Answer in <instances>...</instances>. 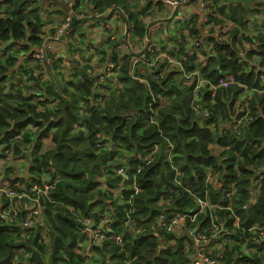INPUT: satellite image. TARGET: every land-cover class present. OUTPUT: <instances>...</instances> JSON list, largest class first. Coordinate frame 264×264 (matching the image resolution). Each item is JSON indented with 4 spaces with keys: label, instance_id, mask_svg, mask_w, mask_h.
Masks as SVG:
<instances>
[{
    "label": "trees",
    "instance_id": "1",
    "mask_svg": "<svg viewBox=\"0 0 264 264\" xmlns=\"http://www.w3.org/2000/svg\"><path fill=\"white\" fill-rule=\"evenodd\" d=\"M219 1L212 0L221 16L219 19L214 18V21L220 22V19L227 18L242 28L247 27V17L251 10L247 8L246 0H237L228 8L218 7ZM126 2L75 0L73 10L75 12L81 6L85 8L91 5L95 10L103 12L113 4H124V9L128 11ZM43 15V5L39 4V0H0V145L15 140L14 153L22 155L29 152L32 157V174L29 177L15 176L7 186L14 188L19 183L29 187L34 182H39L43 173L50 174L51 179L60 177L52 196L54 202H46L44 210L50 251L47 253L44 244H40L41 232L36 228L30 231L25 241H18L20 229L3 225L0 220V264H13L15 257L20 259L19 264H122L129 259H133V264L190 263V250H185L186 245L191 246L192 242L188 228L171 234L147 232L136 238L125 233L122 246L109 241L108 248L93 246L91 256H85L84 251L77 252L81 236L72 210L98 216L96 213H101L113 196L111 189L120 187L122 199L134 194L128 185H122L124 182L114 177L115 166L109 163L116 152L105 149V153H98L95 135L99 131L111 136L126 152L143 148L149 154L157 149L155 163L137 178L140 191L133 196V216L137 222L152 221L162 211L167 196L172 198V205L178 211L186 210V206L193 208L195 200L190 193L180 189L174 180V171L165 159L166 141L159 129L156 126L145 128L150 113L147 111L148 102L151 98L146 84L134 80L130 75L131 56L125 55L119 60L116 54H112L115 64L122 62L119 80L123 84V90L115 91L112 99H108L103 107L91 109L86 115H82L78 103L85 101L90 105L88 98L95 92L97 77L89 73L88 66L73 72L75 80H67V85L64 86L55 83L50 75V67L62 61L53 54H49L50 66H37L36 71L41 70L38 77L35 76L36 71L26 66L17 67L21 56L25 58V62H31L29 65L34 64L33 54L42 47L44 41ZM131 19L136 20L133 14ZM194 20L192 18L191 22ZM79 21L76 16L74 32L81 31ZM184 29H189L191 34L197 33L196 25L190 27L188 24L181 32ZM238 34L235 31L232 42L228 44L209 39V43H215L217 55L208 58L203 72L213 81L225 73H233L240 81L259 87L262 72L250 70L238 75L242 69L236 51ZM259 41L264 49V36ZM107 43L112 41L108 38ZM103 57L106 60L107 54ZM72 65L75 70L77 65L75 66V62ZM25 75L34 85H25ZM15 77L18 80L13 82ZM178 81L180 82L178 78L168 77L160 84H151L155 92L175 94L172 102L160 109V128L162 134L175 144L176 167L188 175L183 178V183L199 193L200 183H204L206 178L205 166L215 161L208 149L212 132L195 122L190 107V95L181 90ZM40 92L46 100L36 102L35 98ZM53 103L54 107L47 106ZM256 106L262 114L246 127L242 137L235 138L229 133L220 140L221 145L231 148L220 153L228 176L225 184L221 181L219 183L221 187L230 188V184L237 187V194L231 201L232 208L239 215L244 228L264 222V180L257 201L245 205L252 196L248 189L252 183L248 177L254 174L247 165L253 164L258 169L264 162V150L255 147L264 140V94L255 97L253 107ZM223 108L228 109L226 105ZM132 109L145 110L144 116L129 122L123 114ZM77 127H84L85 130ZM50 135L53 147L42 152V140ZM237 150H244L240 155L244 159L240 167V178L236 177ZM104 175L108 176L106 185L101 180ZM178 181L181 182L182 179ZM228 203V200H222L219 211L227 230L224 235V239L228 241L224 264H264V241L256 242L249 237L250 234H242L241 230L244 228L236 230L234 215L225 210ZM117 210V216L123 218L122 207L117 206ZM189 225L191 221L188 218L187 227ZM170 240H174L176 244L163 247L162 241ZM229 242H233V245H229ZM257 245V252L250 256L249 251Z\"/></svg>",
    "mask_w": 264,
    "mask_h": 264
},
{
    "label": "built area",
    "instance_id": "2",
    "mask_svg": "<svg viewBox=\"0 0 264 264\" xmlns=\"http://www.w3.org/2000/svg\"><path fill=\"white\" fill-rule=\"evenodd\" d=\"M61 1L65 3L69 12L65 14L59 25L43 30V45L34 52V64L30 65V69L36 71L38 65L41 68L51 65L49 54H56V46L74 33V18L76 16L78 20L89 19L84 23L87 27H96L92 24L98 21L101 30H111L113 28L106 17H113L118 20L119 25L123 26L124 32L122 31L123 35L118 41L113 35L109 34V39L113 42L109 51L123 52L125 55L132 57L130 75L134 80L146 84L151 98L148 102L147 111L150 113L145 128L156 126L159 129V133L166 141L165 159L174 171V180L179 184L180 189L190 193L195 200V211H192L193 209L178 211L172 205V198L167 196L164 200L165 206L152 221L142 220L137 222L133 216V196L140 191L137 178L144 170L155 163L157 149L149 154L143 148L132 152H126L124 149L125 162L113 168L115 177H118L120 181L124 182L123 184L128 185L134 192L129 198L118 203V206L123 209L124 217L119 218L117 207L112 206L109 207L112 210L111 215H101L98 212L96 213L98 216H94V214L85 215L72 210L77 221V230L81 236L77 252L84 251L85 256H91L93 246L108 248L107 243L109 241L122 246L125 233H129L136 238L145 235L147 232L171 234L180 229L188 228V233L192 237L191 246L188 248L191 254L190 263L188 264H224L227 244L224 235L227 230L224 220L218 215V211L222 208L220 207L222 206L220 205L222 200H228L229 202L225 206V210L234 215L236 230L244 227L241 225L239 215L232 208L231 201L237 194V187L234 184H230V188L221 187L219 183L221 181L225 184L228 174L224 168L222 155L213 153L214 144H219L223 151L230 149V146H223L220 143L224 135L230 133L235 138L242 137L246 127L262 114L257 106L253 107V102L257 95L264 94V77L259 87H257L240 81L238 76L233 73H225L213 81L203 72L208 58L217 55L214 48L215 43H211L212 45L209 46V39L213 38L215 42L226 44L231 43L233 40V28L227 30L214 24V18L217 16V6L213 5L212 0H141L144 2L142 5H145V7L148 5H151V8L162 7L165 11L161 15H157L150 9L135 14L133 8L126 11L115 4L103 12H99L91 6L90 16L85 15L84 12L75 14L73 10L75 0ZM226 1L220 0L218 7L225 6ZM190 3L196 7L197 17L195 18L197 19L193 22H191L193 15L183 17L179 13L182 6ZM132 14L136 20L131 19ZM258 19H261L259 24L263 25L258 33L264 36V16H259ZM177 23H181L180 27L188 24L190 27L196 25L197 33L195 32L191 36L189 29L184 30L185 38L182 41L181 34L174 35L171 32ZM166 33L167 35H165ZM182 42H184V46L181 44ZM259 42L258 39L252 37L240 46L237 45V42L236 51L239 63L244 61L251 63L253 68L250 70H254L256 73L262 72L264 76V53L260 50ZM93 47L99 49L97 45H93ZM86 52L89 54L90 50L87 49ZM196 58L197 60H195ZM121 63L119 61L118 64H109L103 74L96 75L95 92L88 98L90 105L85 101L78 103L82 113H90L91 109L103 107L108 99H112L115 91L122 90L123 84L119 80ZM242 72L244 71L241 69L238 75ZM40 75L41 70H37L35 76ZM168 77L180 80L178 85L181 90L187 91L190 95V107L195 122L200 127L208 128L212 132V140L208 144V149L215 161L205 166L206 178L204 183H200L199 193H195L191 187L183 183V178L188 177V175L176 167L174 163L177 156L175 144L162 134L160 128V109L172 102L175 94L155 92L151 83L160 84ZM45 100L46 98L41 92L35 98L36 102ZM232 104L233 108L231 110L230 106ZM223 105H226L228 109H224ZM47 106L52 108L55 105L53 103L47 104ZM144 111L132 109L127 110L123 115L129 122H133L142 118ZM122 112L123 110L120 111V113ZM220 127L222 130L218 131ZM80 129L84 130V128ZM95 138L96 148L99 151L107 146L109 149L106 150L112 152L121 150L120 144L111 136H106L103 131L97 132ZM14 146L15 140L0 145V161L13 157ZM255 147L264 150V140ZM243 151H235L237 155V178L241 177L240 167L244 159L240 155ZM247 167L254 173L251 180V176L248 177V180L252 183L251 191L249 190L252 196L245 204L248 206L256 202L259 196L260 187L264 180V162L258 169L253 164H249ZM178 179H182V181L179 182ZM59 180L60 177L51 179L50 174L43 173L38 180L39 182H34L29 187L21 186L19 183L14 188L7 185L0 186V220L3 225L20 229L18 241H25L29 237L30 231L36 228L41 232L40 244L45 243L46 236L49 244L48 228L44 220L45 203L54 202L52 196L56 191ZM217 198L218 201H215ZM188 218L191 225L187 227ZM117 222H120V225H117ZM242 232L243 234H250L249 237H252L256 242L259 240L264 241V222L255 223L244 228ZM175 244L174 240L162 241L163 247L174 246ZM122 264H133V259L124 260Z\"/></svg>",
    "mask_w": 264,
    "mask_h": 264
},
{
    "label": "rangeland",
    "instance_id": "3",
    "mask_svg": "<svg viewBox=\"0 0 264 264\" xmlns=\"http://www.w3.org/2000/svg\"><path fill=\"white\" fill-rule=\"evenodd\" d=\"M57 1V0H56ZM54 1V2H56ZM127 1V0H125ZM125 1H121L122 3ZM260 1H264V0H246V5L248 6V9L251 10V12L248 13V15H256L258 14L259 11H256V9L259 10V8L256 7V5L261 6V2ZM43 5V11H44V17L45 20L47 22L45 28H52L54 27L56 24H60L61 23V19L60 16L62 15L60 12V8L59 5H57L56 3H48V0H39V4ZM119 4V3H116ZM142 4H144V2L142 1H138V4L134 7L135 10L137 11H143V10H152L155 13L161 14L163 13L165 10L162 7H158V8H142L141 6H143ZM120 9H124V4L122 5H117ZM187 7H192L193 9L195 8V5L190 3L187 4L185 6H182L180 9V12L184 13L185 9ZM90 8L86 9V8H78L77 11H75V14H81L84 12L85 15L90 16L91 12L89 11ZM119 10V9H118ZM125 10V9H124ZM129 10V9H128ZM216 17L218 18L220 16L219 12L216 10ZM53 16H58L54 19H51ZM65 17V15L63 16ZM107 20L109 21H113V22H118V20L114 19L113 17H106ZM219 19V18H218ZM89 19H81L79 21V25L81 27V31L78 32H74L72 33L70 36H68V38H66L64 40L63 43L59 44L56 46V50H57V57L58 58H62L63 57V62L58 63L55 66L50 67V75L53 78V80H55V82L60 85V86H64L67 85V80H75L74 75L72 74L73 72H78L80 68L88 66L89 69V73L92 75H97L99 72H101V70L104 68V66L107 64V62L105 61V58L103 57V55L107 54L109 57L112 58V53L109 50V48L112 46L113 43H107V40L109 38V33L111 30H99V34H96L95 32H97V30H94V32L92 34L86 33V29L87 26L84 24L86 23V21ZM92 20V19H91ZM261 19H259L260 21ZM215 25H219L224 27L225 29H229V28H233V24L231 23V21L227 18H223L220 19V22H216L214 21ZM179 26H181V23L177 24V28H179ZM90 28H94V27H90ZM180 33V32H179ZM81 34H83V36H81ZM181 34V33H180ZM193 35V34H191ZM115 39L118 41L122 36H121V32L119 31V29L116 30V32L114 33ZM249 38H251L250 36L244 35L242 38H240V44H243L245 42L249 41ZM182 41L184 39V37H181ZM97 46H99L98 48H94L92 43H98ZM183 46H184V42H182ZM209 46L212 45L211 43H208ZM101 48V49H100ZM88 49L90 50L89 54L84 53V50ZM116 53V52H115ZM120 55H125L123 52L118 53ZM75 62V66L76 69H71L72 68V63ZM22 64V63H20ZM109 64H112V62H109ZM113 64H115L113 62ZM26 68L30 69V65H28L27 63H25ZM28 77V76H27ZM47 77L45 76L44 79H46ZM263 79L260 80V82ZM26 85L28 86H32L34 85L33 82L29 81L27 79ZM231 110L233 108V104L230 106ZM49 144V142H45L41 147V151L44 152L45 148H48V146H46V144ZM46 146V147H45ZM121 150L117 151L115 154V157H113L110 160V165H120L123 164L125 161V152L123 151L124 148L120 145ZM27 148V147H24ZM105 149H109V147H105L103 150L98 151V153H105ZM16 156V157H15ZM32 158L30 153H23L22 155L19 154H15L13 158L11 159H5L0 161V186L3 185V183H9L12 181L13 176H20L22 174H25V172H28L29 174H32V172L30 171V166L32 165ZM6 176V177H5ZM115 176V174H114ZM253 178L252 176L250 177ZM108 179V176L104 175L103 177H101V180L103 181V183L105 184V181ZM106 185V184H105ZM125 185V184H122ZM251 186L248 187V189L250 190ZM120 187L119 188H115V189H111V192L113 194L112 198L109 199V201H107L106 205L104 206V209L101 210V215H111L112 210L109 208L110 206L112 207H117L118 203L122 201L121 197H120ZM193 208L187 207L186 206V210H192L195 209V202H193ZM44 243V241H43ZM219 246V245H218ZM44 247L45 250L47 251V253L50 251V247L48 244V239L46 236L45 239V243H44ZM189 245H186L185 250H189ZM250 252V256H252L253 253H256L257 250L254 249ZM190 254V252H189ZM188 254V255H189ZM191 255V254H190ZM20 261L15 257L13 264H19Z\"/></svg>",
    "mask_w": 264,
    "mask_h": 264
},
{
    "label": "crops",
    "instance_id": "4",
    "mask_svg": "<svg viewBox=\"0 0 264 264\" xmlns=\"http://www.w3.org/2000/svg\"><path fill=\"white\" fill-rule=\"evenodd\" d=\"M54 1H56V0H48V3H53ZM121 1H125V0H121ZM139 1H141V0H139ZM235 2H237V0H227L226 1V5L225 6H227V8L229 7V5L231 4V3H235ZM261 2V6H258V5H256V7L257 8H259V10L258 9H256V11H259L258 12V14H256V15H248V17H247V20H248V25H247V27L246 28H242V27H240L236 22H234V21H232V20H230L231 21V23L233 24V33L235 32V31H238L239 32V34H238V44L237 45H239L240 46V38H242L244 35H247V36H250V37H252L253 39H260L261 37H263V35H261V34H259L258 33V30L259 29H261V28H263V25H260L259 24V19H258V17L259 16H264V1H260ZM54 3H56L57 5H59V7H61L60 8V12H62L61 14V16H60V19L61 20H63L64 19V15L66 14V13H68L69 12V10L66 8V5H65V3L64 2H62L61 0H57L56 2H54ZM135 4V5H134ZM138 4V2L137 1H135V0H127V2H126V6H127V8L128 9H130V8H133L134 9V11H135V14L136 13H140V12H145V11H147V10H143V11H137V10H135V6ZM245 4H246V2H245ZM132 5H134V6H132ZM150 6L151 5H148L147 6V8H150ZM247 6V5H246ZM91 7V5H88V6H86L85 8L86 9H88V8H90ZM143 9L144 8H146L145 7V5L144 6H141ZM247 8H248V6H247ZM129 11V10H128ZM170 11V10H169ZM179 13H180V15L181 16H183V17H188V16H191V15H193V19H197V18H195V17H197V15H196V7L193 9L192 7H187L186 9H185V11H184V13H182V12H180L179 11ZM162 14V13H161ZM161 14H158L157 13V15H161ZM56 17H58V16H53L51 19H54V18H56ZM218 18H221V16H219ZM44 22H45V26H46V24H47V22H46V20H45V17H44V15H43V19H42ZM98 21H96V22H93V24L92 25H96V27H94V28H90L89 26L87 27V29H86V33H89V34H92L93 32H94V30H97V32H95L96 34H99L100 32H99V30H101L100 29V26L98 25ZM110 23L112 24V26H113V28L111 29V31H110V33L109 34H111V35H113V37L115 38L116 36H114V33L116 32V30L117 29H119V31L121 32V36L123 35L122 34V31L124 32V28H123V26H121V25H119L120 23H118V22H113L112 20L110 21ZM177 24H179V23H177ZM177 24L175 25V27L173 28V30H171V32L174 34V35H176V34H180L181 33V37H182V35L184 36V31L183 32H181V30L185 27H180L179 26V28H177ZM56 25H58V24H56ZM55 25V26H56ZM45 26L43 27V30H45V29H51V28H45ZM53 28V27H52ZM232 29V28H231ZM184 30H187V29H184ZM180 32V33H179ZM233 33H232V35H233ZM168 34H169V32H168ZM165 35H167V33L165 34ZM172 35V34H171ZM190 35H191V32H190ZM192 36V35H191ZM184 38H185V36H184ZM63 43V42H62ZM100 42H98V43H92L93 45H97V44H99ZM113 43V42H112ZM259 44H260V50H262V51H264V49H262L261 48V43L259 42ZM0 49H2V47H1V45H0ZM101 49V48H100ZM87 50V49H86ZM86 50H85V53L87 54V52H86ZM109 50H110V48H109ZM108 50V51H109ZM112 54H116L117 56H118V58H119V60H121L125 55H120V54H118V53H115V52H111ZM54 55V57L55 58H57V59H60V60H62L63 59V57L62 58H58L57 57V55L56 54H53ZM195 60H197V58L195 59ZM106 62H107V64L104 66V68L101 70V72H99L97 75H101V74H103L104 73V70L108 67V65H109V62H112V64H113V56H112V58L111 57H109L108 55H107V59L105 60ZM61 62H63L64 63V61L62 60ZM20 63H22V64H20ZM25 63H27L28 65L29 64H31V62H25V58H23L22 56L19 58V63L17 64V67H19V66H25ZM207 63H208V60L205 62V65H207ZM241 63V62H240ZM57 65V64H56ZM204 65V66H205ZM241 65H242V70L244 71V72H248V71H250V69H252L253 68V65L251 64V63H249V62H246V61H244V62H242L241 63ZM71 69H74V65L72 66V68ZM264 76L262 75L261 76V79L263 78ZM23 79L24 80H26L25 81V85H26V82H27V79H28V77L26 76V77H23ZM53 79V78H52ZM18 80V77H15L14 79H13V82H16ZM54 82H55V80H53ZM56 83V82H55ZM118 89H120V88H118ZM122 90H123V86H122V88H121ZM82 113V112H81ZM82 115H86V113H82ZM81 128H84V127H81ZM77 129H80V128H78L77 127ZM84 130H85V128H84ZM221 131L222 130V128L220 127V128H218V131ZM34 131V130H33ZM45 142H49V144L47 143L46 144V146H48V148H45V151H47V150H50L52 147H53V144H52V140H51V135L49 136V137H47V138H44L43 140H42V146H44L43 144L45 143ZM45 146V147H46ZM223 151V148L219 145V144H214V149H213V153L214 154H220L221 152ZM14 156V155H13ZM16 157V156H15ZM13 158V157H12ZM32 158V157H31ZM2 161V160H1ZM31 174H29V176H30ZM20 176H28V172L26 171L25 172V174H22V175H20ZM28 176V177H29ZM6 177V176H5ZM115 177V176H114ZM13 178H15V176H13ZM2 183V182H1ZM0 183V184H1ZM7 183H3V185H6ZM121 199H122V197H121ZM123 200V199H122ZM220 211V210H219ZM219 211H218V215H220V213H219ZM221 216V215H220ZM243 234V233H242ZM231 245H233V242H231ZM254 249H256L257 250V247H255ZM253 249V250H254ZM19 261H20V259L18 258V257H16Z\"/></svg>",
    "mask_w": 264,
    "mask_h": 264
},
{
    "label": "clouds",
    "instance_id": "5",
    "mask_svg": "<svg viewBox=\"0 0 264 264\" xmlns=\"http://www.w3.org/2000/svg\"><path fill=\"white\" fill-rule=\"evenodd\" d=\"M256 201H257V200H256ZM254 203H255V202H254ZM254 203H251V204H254ZM250 206H251V205H250ZM219 216H220V215H219ZM220 218L223 219L222 216H220ZM241 233H243L242 230H241ZM225 240H226V239H225ZM226 241H227V240H226ZM227 243H228V241H227ZM229 245H231V242H229ZM227 247H228V246H227V244H226V248H227Z\"/></svg>",
    "mask_w": 264,
    "mask_h": 264
}]
</instances>
